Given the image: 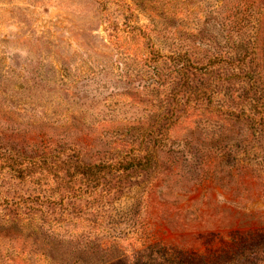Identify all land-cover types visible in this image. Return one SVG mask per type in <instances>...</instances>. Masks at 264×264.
<instances>
[{
  "label": "rangeland",
  "instance_id": "374dc122",
  "mask_svg": "<svg viewBox=\"0 0 264 264\" xmlns=\"http://www.w3.org/2000/svg\"><path fill=\"white\" fill-rule=\"evenodd\" d=\"M177 104L150 180L0 159V264H264V0H0L3 160L108 164Z\"/></svg>",
  "mask_w": 264,
  "mask_h": 264
},
{
  "label": "trees",
  "instance_id": "16d2710c",
  "mask_svg": "<svg viewBox=\"0 0 264 264\" xmlns=\"http://www.w3.org/2000/svg\"><path fill=\"white\" fill-rule=\"evenodd\" d=\"M178 57H170V60L172 62H175ZM165 60H167V58L161 56L156 51H152L150 62L154 64L156 68L162 66ZM177 63L178 62H175V64ZM189 69L190 68L188 66H184L180 70H177L178 72H180V74L182 73L183 85L187 90L186 92L189 94V100L195 103H201L205 100H209L213 95L211 94L212 89L196 90L195 88H191L188 77V75L190 74ZM180 89L181 90L178 91L177 95L175 94L173 96L174 98L182 96V88ZM180 107L181 106L177 104V106L173 110L162 108V111L158 113L157 117L154 120L155 123L152 126L150 125L149 128L143 133V135L138 138V142H136V148H132V150H130L129 152L118 154L116 157L109 155L106 158L111 159L108 164L103 163L100 159L98 160L97 158H94L92 160L90 159L89 161L84 160L80 158L79 153H75L72 156L66 151L57 154L56 156L52 154L49 158L47 157L46 159H44L37 167L33 166L32 164L28 165L29 163L25 164L17 161L11 164L10 161L12 159L9 158L8 160H3L2 156H0V159L4 167L6 168H11L12 166L14 167L17 165V167L12 170L14 171V175L17 178L22 179L33 176L35 173H38V171H40L41 175H45L41 177L49 178L51 176H54V172L56 173L57 167H59L63 170L62 173H65L70 177V181L72 180L73 182H79L80 185L88 184L89 186L87 187H92L94 189H97L99 187H108V185L103 183L106 181L105 179L113 181V184H115L116 187H119V185L124 181H130L134 176L140 177L141 175H143L146 178H149L148 180H150V177L152 175H155L160 170L161 163L159 160L158 151L167 146V135L169 133V129L172 126H175L180 119ZM176 116L177 118L175 119ZM172 122L174 123L172 124ZM80 151H83L85 153L84 150ZM0 155L2 154L0 153ZM105 157L102 159L105 160ZM72 163H75L76 166L71 171ZM61 175L62 174L57 173V176H55L57 184L58 181L63 182ZM51 224L52 223H50L49 221H45L43 222V227H45L46 225L51 226ZM27 226V233H29L30 235H33L32 233H35L37 231L36 226ZM48 229L51 228L49 227Z\"/></svg>",
  "mask_w": 264,
  "mask_h": 264
}]
</instances>
